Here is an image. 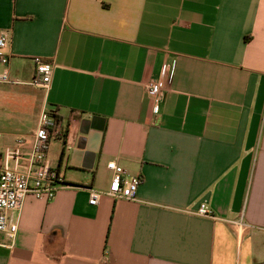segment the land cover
I'll use <instances>...</instances> for the list:
<instances>
[{
  "label": "crops",
  "instance_id": "obj_1",
  "mask_svg": "<svg viewBox=\"0 0 264 264\" xmlns=\"http://www.w3.org/2000/svg\"><path fill=\"white\" fill-rule=\"evenodd\" d=\"M0 28L11 76L29 82L35 57L54 64L50 88L35 87L39 115L64 127L46 157L68 183L26 195L0 264H264V0H0ZM163 64L154 112L146 84ZM92 117L93 167L71 166ZM36 127L3 133L1 151L29 150ZM110 160L141 178L136 199L106 194Z\"/></svg>",
  "mask_w": 264,
  "mask_h": 264
},
{
  "label": "built area",
  "instance_id": "obj_2",
  "mask_svg": "<svg viewBox=\"0 0 264 264\" xmlns=\"http://www.w3.org/2000/svg\"><path fill=\"white\" fill-rule=\"evenodd\" d=\"M11 34L8 30L0 28V83H12L11 54L9 45ZM35 73L28 84L42 87L48 90L51 86L54 64L40 57L34 58ZM169 66L163 64L158 78H152L146 84L148 95L152 98L153 111L158 112L160 102L166 90L165 78ZM22 82V81H21ZM65 134L61 121L57 118L55 110L43 108L40 112L37 127L33 133V143L29 150L20 147L3 148V132L0 131V231L5 232L8 238L13 240L18 230V216L13 212L21 211L28 193L36 197L52 199L56 192L68 186L64 175L52 167L46 157L48 145L51 139L63 138ZM18 143L25 141L23 136L18 138ZM14 159L22 168H12L8 159ZM107 167L113 172L112 179L106 194L114 198L134 200L137 196L141 178L132 175L114 160L107 163ZM89 203L98 204L102 192L90 188ZM198 213L211 216L212 211L202 204Z\"/></svg>",
  "mask_w": 264,
  "mask_h": 264
},
{
  "label": "rangeland",
  "instance_id": "obj_3",
  "mask_svg": "<svg viewBox=\"0 0 264 264\" xmlns=\"http://www.w3.org/2000/svg\"><path fill=\"white\" fill-rule=\"evenodd\" d=\"M12 83H0V131L8 137L36 127L43 92L34 85L21 82L25 78L11 76ZM70 170V168H68Z\"/></svg>",
  "mask_w": 264,
  "mask_h": 264
},
{
  "label": "water",
  "instance_id": "obj_4",
  "mask_svg": "<svg viewBox=\"0 0 264 264\" xmlns=\"http://www.w3.org/2000/svg\"><path fill=\"white\" fill-rule=\"evenodd\" d=\"M80 130L82 135L78 137L76 147L72 150L70 165L90 169L100 149L103 121L101 122L99 117L84 119Z\"/></svg>",
  "mask_w": 264,
  "mask_h": 264
}]
</instances>
